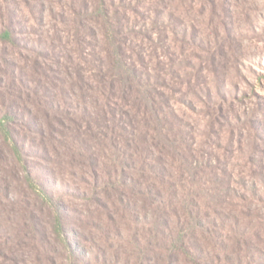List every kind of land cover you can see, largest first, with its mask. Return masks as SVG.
Returning a JSON list of instances; mask_svg holds the SVG:
<instances>
[{
	"label": "rangeland",
	"instance_id": "rangeland-1",
	"mask_svg": "<svg viewBox=\"0 0 264 264\" xmlns=\"http://www.w3.org/2000/svg\"><path fill=\"white\" fill-rule=\"evenodd\" d=\"M84 1L90 8L99 4L98 0H0V28L11 16L19 39L15 44L0 41V112L9 103L17 107L18 141L37 179H47L54 190L79 192L65 191L62 201L76 211L68 224L86 233V240L79 242L98 255L91 264H139V255H151L152 247L144 239L149 227L139 215L119 207L120 193L109 185L110 176L119 179L121 172L108 159L115 153L111 145L124 150L133 143L119 137L109 146L105 143L98 180V171L96 178L90 165L93 161H87L91 154L72 159L69 150L70 143L83 139L87 143L83 147L94 153L98 141L85 129L76 132L66 112L45 117L49 101L75 111L76 105L69 106L75 104L69 91L81 92L79 86L70 87L78 70L90 87L97 85L95 68L85 59L92 51L91 42L98 44L100 56L106 54L103 28L97 16L80 17ZM105 3L111 4V15L117 13L119 21L125 24L130 19L136 26L129 42L138 44L130 54L139 70L175 72L176 81L170 77V87L162 92L184 120L183 126L188 125L184 130L193 133L185 149L193 154V167L182 173L183 181L179 173L175 179L191 190L187 201L214 215H203L211 226L202 237V246L210 254L204 263L264 264V0ZM157 12L164 18L158 25L153 23ZM53 76H59L58 81ZM220 89L225 97L218 93ZM207 90L215 97L211 103ZM90 100L89 108L102 103ZM28 111L45 124L43 135L26 129L21 117H28ZM71 136L76 139L67 144ZM41 149L49 155L42 156ZM10 152L0 134V264H85L71 258L54 239L45 241L32 230L30 218L39 214L38 204L19 174L21 167L12 165ZM171 164L178 167L174 161ZM129 170L130 176L142 179ZM228 216L236 217L233 229Z\"/></svg>",
	"mask_w": 264,
	"mask_h": 264
},
{
	"label": "trees",
	"instance_id": "trees-1",
	"mask_svg": "<svg viewBox=\"0 0 264 264\" xmlns=\"http://www.w3.org/2000/svg\"><path fill=\"white\" fill-rule=\"evenodd\" d=\"M106 1L98 0L99 4L91 8L84 1L80 10L82 13L80 17L97 16V21L103 28L101 41L105 43L106 54L100 56V52L96 50L98 44L91 42L92 51L85 59L89 66L95 68L97 85L90 87L85 75L78 70V78L70 87L79 86L81 92L77 93L73 89L69 91V95L71 98L74 97L75 101V104L69 106L76 105L73 107L75 111L54 100L45 102L47 114L45 117L49 119L52 117L51 113L63 115L66 112L75 122L76 132L80 133L85 129L93 140L98 141L99 146L94 148V153L92 148L83 147V144H87L83 139H78L72 146L70 142L76 138L71 136L67 142L70 143L72 159L91 154L87 161H93L90 165L94 177L98 171V180L103 173L100 170L103 167L101 155L104 153L105 143L107 142L108 146L110 141L115 143L116 137L133 143L124 150L111 145L110 148L115 149V153L109 154L108 159L117 169H121V172L119 179L110 176L109 185L120 193L119 207L125 209L129 215L143 218L149 227L148 236L144 239L146 246L152 247L151 255L148 258L139 255V264H209L204 263L208 261L207 257L210 254L202 246V237L205 232L210 231L211 226L203 219L205 216L211 217L212 214L205 208L202 211L199 204L187 201L191 196V190L186 188L184 182L178 184L175 179V173H179L182 180L181 175L185 169L193 167L190 160L193 154L186 152L193 133L184 130L186 125L183 126L184 120L171 105L169 107L170 101L162 92L163 89L170 87L168 85L170 77L176 81L175 72L167 70L168 73L164 75L159 70L156 71L157 74L150 70H139L136 62L132 60L133 55L130 54L136 51L138 44L129 42L131 34L136 31V26L130 19L125 20V24L119 21L117 13L111 15V4H106ZM107 6L109 8H106ZM129 9L133 11L132 7ZM161 14L156 13V17L153 18L154 24L158 25L161 19H164ZM7 20L8 22H4V28H0V41L15 44L19 40L15 35L16 26L11 16ZM95 39L98 40L97 36ZM177 75L180 77L178 72ZM57 78L53 76L52 79L58 81ZM88 81L90 82V78ZM65 82H69V79L66 78ZM85 85L89 86L90 96L87 94L88 89L84 88ZM62 91L66 92L64 89ZM219 92L223 93V97L226 96L221 89ZM206 94L208 103H211L215 99L214 95L208 90ZM90 99L100 100L102 103L96 109L89 108ZM13 105L14 103H9L6 109L0 112V134L3 142L10 148L12 165L21 167L19 174L24 177L38 204L39 214L33 213L31 216V228L39 232L45 241L54 239L66 253H70L71 258L78 261L82 259L83 263L91 264L94 259H99L98 255L92 250L90 252L88 248L85 249L83 243L79 242V239L86 240V233L75 225L68 224L70 220H74L73 213L76 211L68 208L62 201V194L65 191L74 194L77 192L62 191L61 188L54 190L47 179L44 181L37 179L31 162L26 159L27 153L18 141L19 136L15 129L18 114L17 107ZM22 117L26 129L30 132L37 130L42 135L45 133V124L39 120L37 114L28 111V117L26 115ZM127 150L133 154L126 155ZM41 153L45 157L49 155L46 149H41ZM173 161L178 163L177 168L171 164ZM129 169L134 170L132 172L136 175L140 174L142 179L130 176ZM144 177L147 179L144 180ZM151 179H154V183L150 181ZM104 193L108 197L109 192ZM12 199L13 202L16 201L14 197ZM228 217L231 220L230 228L233 229L235 226L233 220L236 217ZM135 241L137 243V240ZM160 241L164 243L162 247L161 243H158Z\"/></svg>",
	"mask_w": 264,
	"mask_h": 264
}]
</instances>
